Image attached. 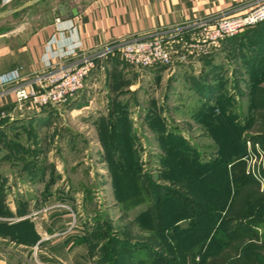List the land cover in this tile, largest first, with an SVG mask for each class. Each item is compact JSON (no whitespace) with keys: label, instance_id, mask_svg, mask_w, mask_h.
<instances>
[{"label":"rangeland","instance_id":"rangeland-1","mask_svg":"<svg viewBox=\"0 0 264 264\" xmlns=\"http://www.w3.org/2000/svg\"><path fill=\"white\" fill-rule=\"evenodd\" d=\"M48 3L49 1H44L10 14L0 21V28H10L23 21L32 22V26L37 25L43 21L42 13ZM183 25L161 28L153 33L164 36L187 30L178 28ZM183 38H189V34L185 33ZM200 57L182 62L178 61L177 53H172L171 66H175V69L169 71L167 68L164 73L156 74L126 62L119 52L114 50L90 71L83 88L73 96L83 95L84 88H88L87 100L83 101L88 104L86 108L78 105L77 109L70 111L69 102L72 97L64 103L48 107L54 109L53 117L46 119L41 116L34 127H25L27 133L1 131L0 171L11 177L9 185H3V189L8 197H20L21 200L19 204L12 206H16L17 211L24 205L27 207V203L32 207L35 199L41 197L44 188L55 195L59 193V197H63L74 209L76 221L80 222L88 233L91 262L96 264L114 261L113 253L117 249L111 244V238L123 240L124 234L129 242L134 243L136 239L142 240L146 237L147 232L137 226L135 219L137 213L145 208V203L141 202L142 204L136 207L128 205V210L124 213L125 205L116 201L112 194L114 186L110 180V165L99 142L101 139L106 140L101 131L108 128L110 119H114L120 122L116 128H123L130 138H133L132 144L138 155L136 159L141 162L140 174L143 172L144 176L150 175L155 183L169 185L184 192L183 188L170 181L171 177H177L179 170H176L175 174L168 173L169 165H165L161 160L162 156L176 150L174 147L181 149L192 161L199 159L204 172L209 171L215 161L225 164L227 161H233L229 165H233L235 171L239 168L251 177L246 180V193L255 205L251 208L252 217H245L250 223L239 225L235 232L232 231L233 234L228 235L225 230H233L234 226L233 221L229 222L219 234L225 244H175L174 254L166 253L169 260L171 257L169 264H192L191 259L196 254L200 255L203 264H264V109L258 104L249 103L252 93L253 96H259L261 92L254 90L255 87L249 89L247 99L242 101L239 98L243 103L236 106L233 105L234 102L224 105H199L195 99L196 95L187 85L195 80L198 72L195 61ZM191 75L194 78L190 79ZM91 83L94 85L89 88ZM256 100H259V97H256ZM152 104L156 105V111L165 120V127L169 128L170 135L165 143L153 135L149 122L146 121V110ZM222 111L232 113L237 119V131L240 137L243 136L241 143L230 145V134L236 135L235 130L231 129L229 132L226 123L210 119L212 115L218 116L217 113ZM5 117H8L7 114H2L0 120ZM245 126L248 128L245 129ZM257 133L262 137L258 138ZM18 146H24L23 152L20 153ZM171 147L173 148L170 150ZM14 155L22 158L18 160L19 167L12 165ZM177 155L182 157V154ZM180 161L183 166L184 162ZM36 163L45 167V173L42 174L45 179L43 178V183L33 184L26 179L33 175L32 170L35 171L33 166ZM26 165H29L30 170L24 169ZM20 166L24 169H21L23 175L14 179L15 175L20 173ZM38 176L40 174L36 177ZM213 176L222 177V172ZM49 178H52L51 184L48 183ZM13 180L15 184L12 183ZM194 188L200 194L204 192L199 185ZM7 199L2 190L1 214L8 212ZM239 212L247 213L248 209L241 207ZM91 232L95 233L94 237L89 235ZM4 233L3 226H0V235ZM41 241L35 244H41ZM94 243L103 246L97 248ZM184 251L187 254L182 256ZM3 252L4 243L0 241V255ZM125 254L130 255L129 251ZM125 254L123 256H126ZM135 254L136 251H133V255ZM0 257L2 259V256ZM9 262L50 264L46 261L40 245L35 252L31 249L23 258L11 254Z\"/></svg>","mask_w":264,"mask_h":264},{"label":"crops","instance_id":"crops-1","mask_svg":"<svg viewBox=\"0 0 264 264\" xmlns=\"http://www.w3.org/2000/svg\"><path fill=\"white\" fill-rule=\"evenodd\" d=\"M26 1L29 0H0V12L16 8ZM42 1L49 3L42 13L43 21L37 25L32 26V22L23 21L10 28H0V75L17 70L21 77L26 78L39 68L68 59L78 51L197 19L241 14L260 0H38L26 8L41 4ZM60 3H67L69 10H75L76 13L56 16L54 10ZM9 15L0 17V21ZM195 63L198 72L187 88L194 92L199 105L242 104L243 99L249 96V89H264V23L223 38ZM142 68L160 74L167 68L169 71L175 69V66ZM87 89L84 88L87 93L76 95L70 100V111L77 109L78 105L81 108L87 107L88 104L83 103L87 100ZM2 114L8 117L0 120V132L27 133L25 127H34L41 116L52 118L54 109H18L11 90L7 86H0V117ZM151 132L156 136L152 128ZM99 143L105 151L103 144ZM17 148H20V153L24 150V146ZM20 159L14 155L12 165L18 166ZM51 168L53 170L52 164ZM21 169L23 171L25 168L20 166V173L14 179L23 175ZM43 178L39 176L33 180L29 176L26 180L36 184L43 183ZM10 179L9 175L0 171V184L9 185ZM51 179L48 181L50 184ZM12 183L15 184L14 180ZM3 192L8 198V212L0 213V226H3L5 232L0 235V241L4 243L0 264H15L9 262L11 254L19 258L26 257L35 243L41 240V251L50 264H93L88 233L76 221L74 209L63 197H59V193L55 195L44 188L41 197L35 199L32 207L27 203V207L24 205L17 211L16 206L12 205L19 204L20 197H8L5 189ZM112 194L118 201L114 189ZM140 203L135 204V207ZM142 203H145V208L137 215L151 204L150 199Z\"/></svg>","mask_w":264,"mask_h":264},{"label":"trees","instance_id":"trees-1","mask_svg":"<svg viewBox=\"0 0 264 264\" xmlns=\"http://www.w3.org/2000/svg\"><path fill=\"white\" fill-rule=\"evenodd\" d=\"M256 89L261 93L259 96L251 94V104H258L261 109H264V89L255 88L254 90ZM256 97H259V100H256ZM220 105L224 104L220 103ZM43 108L46 107L41 109ZM217 114L218 116L212 115L210 119L218 123H226L229 126L227 128L229 132L231 129L236 132V135L230 134L232 139L229 144L241 143L243 136L240 137L237 131V119L228 111ZM146 121L156 131L158 139L165 143L170 135L169 128L165 127V120L156 111L155 104L146 110ZM119 123L118 120L110 119L108 128L101 131L106 137V140L101 139V142L106 153L104 156L109 161V172L115 196L119 202L125 205V208L122 207L124 213L128 210L126 207L128 205H135L148 199L151 204L135 218L138 227L145 233L147 232L146 237L142 240L136 239L134 243L129 242L128 237L124 234L123 240L111 238V244L116 246L117 251L113 253L114 261H105L104 264H169L171 257L169 260L166 256L174 254L175 244H225L223 237L219 234L229 222L233 221L234 226L233 230H225L228 235L229 233L233 234L232 231L236 230L239 225L250 223L249 220L246 221L245 217L249 219L252 217L251 208L255 205H253L252 198L246 193V180L251 177L239 168L235 171V167L229 165L233 161H227L226 164L215 161L212 163L213 167L204 172L199 159L192 161L181 149L173 146L176 150L171 151L167 156H162L161 160L165 165H169L168 173L175 174L176 170H179L177 177L170 176L171 183L184 189V192L178 191L171 188L172 186L155 183L150 175L144 176L143 172L140 174L141 162L136 159L138 155L132 144L133 138H130L129 133L123 128H116ZM153 126H157V128H153ZM244 128L247 129L248 126ZM257 136L258 138L262 137L260 133H257ZM162 147L164 148V144ZM178 153L182 154V157L178 156ZM180 160L184 162L185 168L184 165H181ZM36 164L33 166L35 171L32 170L31 178L33 180L37 175L42 176L45 173V167ZM28 168L26 165L25 169L28 170ZM217 172H222V177H212ZM196 185L201 186L204 192L202 191L203 193L200 194L194 188ZM2 190L3 185L0 184V193ZM262 201V205H264L263 198ZM241 207L247 208L248 212H239ZM260 213L259 211L258 214L260 215ZM243 218L244 220H242ZM102 232L104 233V231ZM89 235L94 237L95 233L91 232ZM95 246L99 248L103 244H95ZM127 251L130 255L125 254ZM133 251H136L135 255H133ZM183 254L182 256H185L187 253L184 251ZM196 255L191 259L192 263L203 264L202 259L194 262ZM124 257L128 258L124 259Z\"/></svg>","mask_w":264,"mask_h":264},{"label":"built area","instance_id":"built-area-1","mask_svg":"<svg viewBox=\"0 0 264 264\" xmlns=\"http://www.w3.org/2000/svg\"><path fill=\"white\" fill-rule=\"evenodd\" d=\"M261 22H264V0L241 14H222L182 24L178 28L187 30L181 32L162 36L153 31L81 50L68 59L39 68L26 78L21 77L17 70H12L0 75V86H7L11 90L18 109L53 107L80 91L90 71L114 50L126 62L136 66H170L172 53H177L178 61L182 62L198 59L208 54L223 38L234 36ZM185 33L189 34V38H183ZM39 245L37 243L32 247L34 252ZM199 260V255H196L194 262Z\"/></svg>","mask_w":264,"mask_h":264},{"label":"water","instance_id":"water-1","mask_svg":"<svg viewBox=\"0 0 264 264\" xmlns=\"http://www.w3.org/2000/svg\"><path fill=\"white\" fill-rule=\"evenodd\" d=\"M38 0H29L26 1L25 3L21 4L20 6L13 8V9H8V10H4L0 12V17L11 14V13H15L19 10H22L23 8H26L32 4H34L35 2H37ZM67 11H71L70 13ZM65 13H67L68 16H71L72 14H75L76 11L75 10H69V6L67 3H60L57 5V8L54 10V14L56 16L60 15H64Z\"/></svg>","mask_w":264,"mask_h":264}]
</instances>
